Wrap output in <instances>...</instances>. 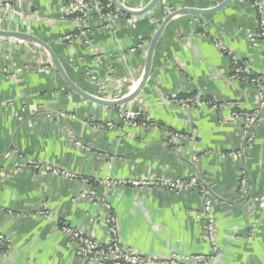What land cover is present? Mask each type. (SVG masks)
Here are the masks:
<instances>
[{
	"label": "crops",
	"instance_id": "obj_1",
	"mask_svg": "<svg viewBox=\"0 0 264 264\" xmlns=\"http://www.w3.org/2000/svg\"><path fill=\"white\" fill-rule=\"evenodd\" d=\"M122 1L138 9L150 0ZM223 1L162 0L141 15L122 12L105 29L93 18L90 42L61 39L75 27L65 14L66 0L17 1L9 10L0 7V29L39 37L79 87L116 100L137 87L148 45L168 13L182 7L208 9ZM259 1L264 8V0ZM248 31L258 33L261 26L246 0H231L212 13L175 16L158 41L140 94L113 106L75 93L36 43L3 37L0 231L13 246L0 257V264H91L76 256L60 226L81 227L108 242L110 214L117 219L123 246L145 255L210 257L205 262L192 258L187 264H264V206L257 200L264 196V90L232 79L229 54L216 44H225L252 74L264 76V39L251 41ZM192 95L221 106L217 111L208 104L184 108L170 100ZM127 109L141 112L158 126L126 123ZM237 109L258 111L251 133L245 118L233 116ZM166 128L193 138L180 150L171 149ZM243 147V159L227 155ZM32 162L79 177L35 170ZM243 166L249 176L246 191L240 187ZM107 176L201 178L214 197L216 249L208 240L205 219L198 215L203 197L196 189L120 188L97 182ZM83 191L95 192L103 200L80 198Z\"/></svg>",
	"mask_w": 264,
	"mask_h": 264
},
{
	"label": "built area",
	"instance_id": "obj_2",
	"mask_svg": "<svg viewBox=\"0 0 264 264\" xmlns=\"http://www.w3.org/2000/svg\"><path fill=\"white\" fill-rule=\"evenodd\" d=\"M30 2L37 0H0V7L9 10L14 2ZM41 1V0H39ZM252 3V6L256 10L259 17L261 31L258 33H252L248 31L247 35L253 42L258 41L260 38L264 39V8L259 0H246ZM123 2V1H122ZM67 10L66 16L74 21V29L66 33L61 37L65 42H72L74 40H82L84 42H90L91 34L93 33L90 23L93 18H96L101 28H109L114 24V20L123 13L112 3L111 0H66ZM2 38H0V42ZM217 46L223 51L229 54L232 63L231 78L249 81L258 88L264 90V76L254 75L251 73L249 66L246 63L241 62L236 54L228 47L220 42H216ZM142 45L140 44L139 47ZM135 50V49H134ZM170 100L181 107L192 108L196 105L208 104L213 111H217L220 108V103L214 100L202 98L199 95L192 96H174ZM258 111L249 113L237 109L233 112L234 117H243L247 120L248 134L251 133L252 125L255 121V117ZM123 119L126 123L137 124L141 123L145 127H156V122L148 120L143 116L141 112L132 111L127 109L123 113ZM141 119V120H140ZM140 120V121H138ZM137 121V122H136ZM251 124V125H249ZM107 125H111L108 123ZM164 128V127H163ZM167 134V141L174 150H180L182 143L193 138L190 133L172 131L170 129H163ZM228 156L235 159H243L245 157L244 147L239 150L231 151L227 153ZM197 160V157H194ZM30 167L35 170L49 171L56 175H63L70 178L79 177L78 174L53 167L49 164H43L39 162H32ZM1 178V172H0ZM97 182L106 185L108 187H165L173 191H186L196 189L203 197V205L201 211L198 213L199 217L205 219L207 237L214 250L216 249V237L218 227L216 218L213 214L214 197L205 183L198 176H192L190 178H165V177H141V178H112L107 176L105 178H98ZM249 182L248 172L245 166L240 170V187L242 191H246ZM80 198L87 199L93 203H98L103 200V197L99 196L95 192L83 191L80 193ZM261 206H264V196L257 199ZM107 208L111 209V206L107 204ZM1 209V208H0ZM9 213H13L12 210H7ZM39 214L49 217L46 210H40ZM109 223V241L101 242L92 235L88 234L81 227H77L71 224H63L60 229L69 237L75 246V254L77 257L91 264H187L189 259L194 258L198 261H207L209 256L206 255H193L191 257H184L178 254H173L170 258H159L150 255H145L140 252L134 251L129 247H124L121 243L119 230L117 225V219L113 214L108 216ZM12 240L4 232L0 231V257L5 255L12 248Z\"/></svg>",
	"mask_w": 264,
	"mask_h": 264
},
{
	"label": "water",
	"instance_id": "obj_3",
	"mask_svg": "<svg viewBox=\"0 0 264 264\" xmlns=\"http://www.w3.org/2000/svg\"><path fill=\"white\" fill-rule=\"evenodd\" d=\"M112 3L123 13L128 14V15H141L149 10H151L157 3H159L162 0H150L145 6L141 8H130L128 7L125 3L122 2V0H111ZM231 0H224L221 2L219 5L215 7H211L208 9H198V8H192V7H182L179 9H175L168 13L160 26L157 28L155 31L147 49V55H146V63H145V69L143 72V75L137 85V87L130 93L128 96L121 98V99H116V100H109V99H104L100 98L98 96L92 95L88 93L87 91L83 90L81 87H79L69 76L67 71L65 70L61 60L59 59L58 55L56 52L52 49V47L40 39L39 37L32 35L30 33H25V32H19V31H6L0 29V38H5V37H11V38H16L19 40H24L32 43H36L39 45L41 48L44 49V51L48 54L52 64L54 67L57 69L63 80L66 82V84L77 94H79L81 97L102 104V105H122L125 103L130 102L134 98H136L142 89L144 88L151 72V67H152V62H153V55L156 49V46L158 44V41L169 23V21L174 18L175 16L179 14H207V13H212L217 10L222 9L225 7ZM201 179V178H200ZM202 180V179H201Z\"/></svg>",
	"mask_w": 264,
	"mask_h": 264
}]
</instances>
